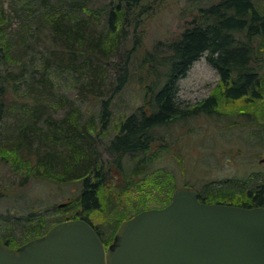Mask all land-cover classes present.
I'll use <instances>...</instances> for the list:
<instances>
[{"label":"trees","instance_id":"16d2710c","mask_svg":"<svg viewBox=\"0 0 264 264\" xmlns=\"http://www.w3.org/2000/svg\"><path fill=\"white\" fill-rule=\"evenodd\" d=\"M54 1L38 0L40 6L51 4L48 13L37 16L49 26L47 37L50 39L41 69L29 73V81L38 89L32 102L33 110L28 122L17 127L18 132L13 135L15 140L6 149L2 148L1 139L9 137L0 131V157L11 164L13 172L22 174L20 185H25L27 177L32 175L56 182L80 181V191L69 202L59 205L67 213L72 212L70 217L52 222L44 229H34L30 236L24 234L25 240L17 242L7 238L0 242L16 248L44 235L59 222L82 219L108 246L123 220L114 225L109 237H104L87 216L104 209L103 204L112 201L111 193L114 194L118 186H115L117 177L111 172L116 169L122 173L125 160L129 161L132 156L138 158L128 173H123L122 191L130 188L132 183L127 184V181L144 172L143 164L149 163L145 156L161 141V136L155 133L158 129L193 115L217 114L219 101L229 106L243 100L244 105L254 109L240 112L241 115L253 118L254 122L261 116L258 110L264 103V14L257 10L252 0H218L199 9L175 40L167 45L159 43L155 50L138 55L141 38L137 31L154 0H110L99 9L87 8L85 0H57L59 7L56 8ZM0 31H3L1 26ZM119 50L124 51L115 62L112 59ZM202 56L218 74L217 94L195 107L181 109L178 81ZM24 69L25 63L14 71H0V121L10 112L9 91ZM49 70L56 74L65 72L76 90L73 95L80 101H96L98 113L92 111L80 125L82 117L76 114L79 110L73 107L74 101L65 100L63 95L60 103L65 100L68 109L62 118L53 119L48 103L40 99L41 95L49 94ZM131 77L144 88L147 99L121 122L118 132L105 143L99 140L100 130L109 120L113 99ZM158 147L160 151L170 150L166 145ZM99 149L107 155V163L99 159ZM261 173L263 180L254 186L250 183L258 172L245 181H210L202 189L189 182L182 186L193 188L203 203L264 207V172ZM174 186L177 188V184L171 186L164 205L148 209L167 205ZM4 188L0 185V198L5 195ZM103 214H100L102 222L114 216ZM31 221L32 218L25 217L24 228H28Z\"/></svg>","mask_w":264,"mask_h":264},{"label":"rangeland","instance_id":"374dc122","mask_svg":"<svg viewBox=\"0 0 264 264\" xmlns=\"http://www.w3.org/2000/svg\"><path fill=\"white\" fill-rule=\"evenodd\" d=\"M85 1L87 8L99 9L108 5L110 0ZM216 1L218 0H154L137 31L141 38L138 55L144 51L155 50L159 43L167 45L175 40L197 15L199 9L206 8ZM252 1L257 10L264 14V0ZM58 3L57 0L54 1V7L58 8ZM0 8V26L3 28V31H0V71H14L25 63L23 73L18 74L12 91H9L7 103L11 102L8 104L10 112L0 121V131L9 137L1 139L2 148L6 149L15 140L13 135L18 132L17 127L28 122L33 110L32 102L38 89L29 81V73L41 69V61L47 56L46 47L50 39L47 37L49 26L44 25L45 22L37 16L48 13L51 4L40 6L38 0H0ZM26 43L29 47H25ZM123 51H116L112 60L117 62ZM48 72L51 81V84L47 85L49 94L41 95L40 99L48 103L53 119L64 116L68 109L65 100L74 101L73 107L79 110L76 114L82 117L80 125L92 111L98 113L96 101H80L73 95L76 90L65 72ZM39 76L40 74L37 78ZM218 79L217 72L207 63L205 56L200 57L178 81L177 97L180 108L190 109L216 95ZM63 95L66 99L62 104L60 98ZM146 99L144 88L131 77L113 99L109 120L100 130L99 140L108 142L118 132L121 122L142 106ZM219 104L217 114L193 115L158 129L155 133L156 136H161V141L145 156L149 163L143 164L144 172L127 181V184L132 183L130 188L125 191L120 189L125 185L123 173H128L138 158L132 156L129 161L125 160L124 167L121 168L122 173L116 169L111 172L117 177L115 186H118L114 194L111 193L112 201L105 202L104 209L87 216L104 237H109L115 224L130 218L138 211L164 205L172 185L177 184L178 187L189 182L202 189V186L210 181H245L256 172L259 174L251 180L250 185L254 186L263 180L261 172H264V163H260V160L264 157V103L261 105L263 109L258 110L261 116L256 117L258 120L255 122L252 121L253 118L241 115L240 112L248 113L254 109L253 106L244 105L243 100L229 105L231 107L226 106L225 101H219ZM164 145L170 150L160 151L158 146ZM99 151V159L107 163V155L100 149ZM27 178L25 185H20L22 174L13 172L11 164L0 157V185L5 187V195L0 198L1 240H25L27 238L24 234L30 236L34 229H44L52 222L71 216L72 212L67 213L66 209L59 205L69 202L79 193L80 181L56 182L32 175ZM103 212L112 213L114 216L107 222H102L100 214ZM25 217L32 218L28 228L22 225Z\"/></svg>","mask_w":264,"mask_h":264},{"label":"water","instance_id":"95a60500","mask_svg":"<svg viewBox=\"0 0 264 264\" xmlns=\"http://www.w3.org/2000/svg\"><path fill=\"white\" fill-rule=\"evenodd\" d=\"M0 264H264V207L203 203L180 186L164 207L123 220L107 247L71 219L16 248L0 242Z\"/></svg>","mask_w":264,"mask_h":264},{"label":"flooded vegetation","instance_id":"af4514ba","mask_svg":"<svg viewBox=\"0 0 264 264\" xmlns=\"http://www.w3.org/2000/svg\"><path fill=\"white\" fill-rule=\"evenodd\" d=\"M260 163H264V162H260Z\"/></svg>","mask_w":264,"mask_h":264}]
</instances>
